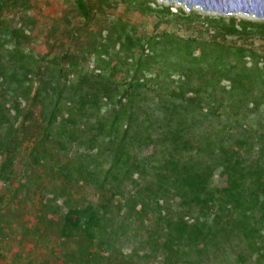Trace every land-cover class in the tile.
I'll return each mask as SVG.
<instances>
[{"label": "trees", "instance_id": "1", "mask_svg": "<svg viewBox=\"0 0 264 264\" xmlns=\"http://www.w3.org/2000/svg\"><path fill=\"white\" fill-rule=\"evenodd\" d=\"M71 1L83 21L66 34L76 48L36 55L28 48L36 23L26 14L30 0H0V179L12 174L19 149L14 126L29 119L21 103L38 104L32 162L109 192L102 205L63 201L58 233L84 240L79 264L100 251L116 264H264V119L249 124L250 116H264V55L225 42L232 35L264 40V22L207 18L209 40L149 35L121 19L105 23L96 4L143 15L169 8L150 0ZM97 12L104 22L95 32ZM176 16L195 18L180 9ZM68 151L73 164L51 158ZM130 224L140 234L146 228V254L115 248Z\"/></svg>", "mask_w": 264, "mask_h": 264}, {"label": "rangeland", "instance_id": "2", "mask_svg": "<svg viewBox=\"0 0 264 264\" xmlns=\"http://www.w3.org/2000/svg\"><path fill=\"white\" fill-rule=\"evenodd\" d=\"M69 1L71 0H30L31 7L26 14L36 23L29 34L32 38L28 46L29 51L41 55L50 48L53 54H57L66 49L76 48L77 41L68 40L66 34L71 28H81L83 21L71 11L72 1ZM150 1L154 2L153 7L158 9L167 7L169 12L159 10L156 14L143 15L129 10L123 4L110 7H99L96 4V11L99 10L103 16L107 17L105 23L121 19L134 26L137 33L149 35L170 33L182 38L195 37L207 40L211 39L210 34L213 30L203 23L207 18H225V20L232 18L235 23L240 20L264 22V20L240 13L219 15L203 12L195 7L188 10L182 3ZM84 2L88 4L93 0H84ZM178 9L187 15L194 14L195 18H178L176 16ZM100 15L97 12L95 21L89 26L92 31L96 32L103 25V17ZM82 35L81 38L86 40V34L83 32ZM225 42L242 45L264 55V40L258 37L232 35L226 37ZM91 67L92 61L86 64V68L91 69ZM124 75L123 72L118 73V80H123ZM165 77L170 78L171 74ZM21 106L29 119H25L22 123L18 122L14 126L20 140L19 149L12 165V174L5 180L0 179V264H79L84 258L81 248L84 247V240L77 241L72 237L62 238L58 233L61 215L66 212V207L62 205L63 201L68 200L70 205L80 207L96 203L102 205L108 201L109 192H99L96 188L82 182L68 183L55 171H50L49 167L33 163L30 150L40 138L41 130L38 127L40 109L38 104L30 107L21 103ZM256 117L264 119L261 114L252 115L249 118L250 125L256 126ZM20 124L25 127L20 128ZM212 124L214 127L219 125L216 121ZM46 146L54 149L56 144L48 141ZM64 153H53L51 158H58L60 165L66 162L73 164L76 161L74 152ZM213 181L214 186L222 184L217 177ZM54 195H61L56 202L51 201ZM54 204L59 209H54ZM46 206L51 210L46 209ZM145 233L146 228L140 234L130 224L118 233L116 241L114 240L115 248L123 255L132 252H138L139 255L146 254L148 250L142 245V239L146 237ZM93 245L96 249L97 243ZM98 255L97 258L91 259L90 264H116L107 253L100 251ZM122 264L143 263L140 259H126ZM152 264H160L159 258Z\"/></svg>", "mask_w": 264, "mask_h": 264}, {"label": "water", "instance_id": "3", "mask_svg": "<svg viewBox=\"0 0 264 264\" xmlns=\"http://www.w3.org/2000/svg\"><path fill=\"white\" fill-rule=\"evenodd\" d=\"M184 4L186 9L199 8L219 15L245 14L264 20V0H160Z\"/></svg>", "mask_w": 264, "mask_h": 264}]
</instances>
